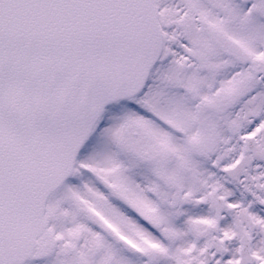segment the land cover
Segmentation results:
<instances>
[{"label":"snow or ice","instance_id":"6c2138e0","mask_svg":"<svg viewBox=\"0 0 264 264\" xmlns=\"http://www.w3.org/2000/svg\"><path fill=\"white\" fill-rule=\"evenodd\" d=\"M0 264H264V0H0Z\"/></svg>","mask_w":264,"mask_h":264}]
</instances>
